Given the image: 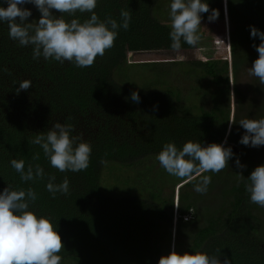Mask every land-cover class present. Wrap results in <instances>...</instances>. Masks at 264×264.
Segmentation results:
<instances>
[{
    "label": "trees",
    "instance_id": "1",
    "mask_svg": "<svg viewBox=\"0 0 264 264\" xmlns=\"http://www.w3.org/2000/svg\"><path fill=\"white\" fill-rule=\"evenodd\" d=\"M40 2L58 22L51 47L33 24ZM228 3L240 23L232 35L233 67L240 58L264 67V0ZM161 5L0 0V264H167L171 200L160 190H142V197L101 191L108 167L135 169L151 157L165 159L182 172L178 183L186 181L173 264H264V112L257 131H240L249 143L232 132L226 137L228 111L212 101L216 89L229 94L226 61L132 64L166 82L161 64L200 72L199 86L185 80L161 90L143 84L140 91L133 88L137 80L116 79L127 70L128 53L186 51L198 38L223 34L211 4L203 6L194 34L162 22L155 14ZM193 94L210 111L190 105ZM224 140L238 142L241 151L224 150ZM188 187L196 190L183 192ZM206 199L209 205L201 206Z\"/></svg>",
    "mask_w": 264,
    "mask_h": 264
},
{
    "label": "rangeland",
    "instance_id": "2",
    "mask_svg": "<svg viewBox=\"0 0 264 264\" xmlns=\"http://www.w3.org/2000/svg\"><path fill=\"white\" fill-rule=\"evenodd\" d=\"M208 1L209 0H161L162 5L159 10L156 9L157 11L155 14L157 17L159 16V19L166 23L168 27L185 29L187 32L194 34L198 32L196 28L197 22V25H199V22L200 25L201 22H203V6L211 4L210 8H212V11L216 12V10H218L217 13L221 15V19L223 20L224 30L222 35L213 36L210 34L208 37L198 38V40L196 39L195 41L193 40V49L186 51L128 53L127 70L120 74V76H117L116 79L120 80L121 77L125 80H137L138 87L133 86V88L140 91L142 90L139 87H142L143 84L146 87L157 85L156 88L161 90V88L169 89L172 87L175 88L177 85H183L185 80H187V82L191 81L195 86H199L197 79L201 78L200 72H197L196 74L189 72L187 74L185 69L178 67V65H172V67H169L168 65L170 64H161L164 68H168L167 74L169 80L166 82L164 79L156 77L159 76L160 73L150 70L148 66H136L132 64L154 62L163 63L173 60L182 62L226 61L229 94L226 98L223 94H220L219 96V91L216 89L213 94L218 93L216 97L217 99L212 98V101L213 103L217 102L215 105L220 111H228L226 137L230 132H232L231 134L234 140L249 143L250 139L246 137L247 133L242 135L240 131H257L259 129L260 114L262 111L264 112V67L262 66V63L260 64V62L257 61V59L251 60L249 58L243 61L242 58H240L237 70L233 67L232 35L240 33V23L237 22L236 18L231 17L228 0H210V3ZM37 5L33 15L35 31L43 45L51 47L57 37L58 22L54 12L45 3L40 2L39 4L37 3ZM178 15L180 19L176 18L175 20L173 17H178ZM194 20V24L188 23V21L193 22ZM190 26H192L191 29ZM238 50L240 51L241 47H238ZM251 54L254 55V53ZM257 56L260 57V55ZM191 75H193L194 78H190ZM205 81L206 83L202 86H208L209 80ZM207 88L208 87H204L206 90ZM234 90H237L238 94H236ZM182 95H185L184 91H182ZM209 95L206 96L207 99L210 98ZM202 97V95L197 94L188 95V103L190 105L197 106L200 104V106H202L204 105ZM211 108L212 107L209 105H204V109L206 111H210ZM225 143L226 141L224 140L221 145L222 148L223 145L226 147L224 150L228 149L233 154L241 151V147L238 142L235 141L234 143ZM221 150L222 149H219L217 154H219ZM223 162L224 160H222L220 164ZM111 170L112 168L108 167V170H105L102 173L101 191H103L102 193L104 196L142 197L144 194L142 193V190L152 193L160 190L162 192V197L167 200H171L173 203L172 238L170 241L171 243L167 259V264H173V233L175 231V222L179 216L177 213V207L181 187L186 182L178 183L183 179L182 172L174 169L168 162L165 161V159L159 157H151L148 160H143L140 165L136 166L135 169H115L110 172ZM201 185L202 183L200 182L196 188L203 192L201 189L203 186ZM191 188L193 187H188L183 192L190 193ZM196 188H193L192 191H195ZM123 192H129L130 195H119ZM214 192L215 191L211 193ZM141 194L142 196H140ZM209 203L210 201L206 199L205 201L200 202V205L208 206ZM213 204L214 203L212 202L211 206H213ZM197 205L200 206L199 203H197ZM190 214L192 215V212ZM186 217L189 218V216ZM263 226L264 225L261 227ZM263 232L264 231H261V233ZM163 249L166 251L165 246H163Z\"/></svg>",
    "mask_w": 264,
    "mask_h": 264
},
{
    "label": "clouds",
    "instance_id": "3",
    "mask_svg": "<svg viewBox=\"0 0 264 264\" xmlns=\"http://www.w3.org/2000/svg\"><path fill=\"white\" fill-rule=\"evenodd\" d=\"M230 53V52H229ZM185 220V219H184Z\"/></svg>",
    "mask_w": 264,
    "mask_h": 264
}]
</instances>
